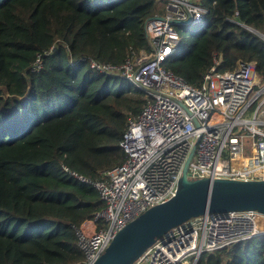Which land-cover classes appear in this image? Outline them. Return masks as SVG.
Returning a JSON list of instances; mask_svg holds the SVG:
<instances>
[{
  "label": "trees",
  "instance_id": "trees-1",
  "mask_svg": "<svg viewBox=\"0 0 264 264\" xmlns=\"http://www.w3.org/2000/svg\"><path fill=\"white\" fill-rule=\"evenodd\" d=\"M160 1L0 0V264H84L74 227L104 203L61 164L92 179L120 164L128 119L150 98L86 60L149 51L143 23ZM200 2L199 24H174L178 50L164 67L199 86L216 52L220 70L253 62L264 80V39L250 29L262 28L264 0ZM197 264H264V236L202 252Z\"/></svg>",
  "mask_w": 264,
  "mask_h": 264
},
{
  "label": "built area",
  "instance_id": "built-area-1",
  "mask_svg": "<svg viewBox=\"0 0 264 264\" xmlns=\"http://www.w3.org/2000/svg\"><path fill=\"white\" fill-rule=\"evenodd\" d=\"M163 11L143 27L149 51L128 55L121 64L87 58L90 68L133 82L150 96L129 118L120 142L124 160L92 179L61 164L74 179L94 187L104 207L82 220L74 232L91 264L125 224L177 189L184 161L194 146L187 177L264 179V80L253 62L237 61L220 70L221 57L199 86L164 67L178 50V24H199L207 9L200 0H165ZM264 39L261 30L250 28ZM83 59V58H82ZM84 60V59H83ZM41 66L37 58L33 70ZM233 158L250 163L233 164ZM264 236V214L255 210L204 213L172 227L131 264H197L202 252Z\"/></svg>",
  "mask_w": 264,
  "mask_h": 264
},
{
  "label": "water",
  "instance_id": "water-1",
  "mask_svg": "<svg viewBox=\"0 0 264 264\" xmlns=\"http://www.w3.org/2000/svg\"><path fill=\"white\" fill-rule=\"evenodd\" d=\"M193 151L194 146L184 161L175 194L125 224L91 264H131L169 229L206 212L255 210L264 214V179H190L186 171Z\"/></svg>",
  "mask_w": 264,
  "mask_h": 264
},
{
  "label": "rangeland",
  "instance_id": "rangeland-1",
  "mask_svg": "<svg viewBox=\"0 0 264 264\" xmlns=\"http://www.w3.org/2000/svg\"><path fill=\"white\" fill-rule=\"evenodd\" d=\"M163 2H165V1L161 0L159 4L161 5V3L163 4ZM190 29H191V24H184L182 26V30L180 33H182L184 30H190Z\"/></svg>",
  "mask_w": 264,
  "mask_h": 264
},
{
  "label": "bare ground",
  "instance_id": "bare-ground-1",
  "mask_svg": "<svg viewBox=\"0 0 264 264\" xmlns=\"http://www.w3.org/2000/svg\"><path fill=\"white\" fill-rule=\"evenodd\" d=\"M245 162V163H247V164H249L250 163V160L247 158V159H245V160H239L238 158H233V160H232V162H233V164H237V163H239V162Z\"/></svg>",
  "mask_w": 264,
  "mask_h": 264
}]
</instances>
